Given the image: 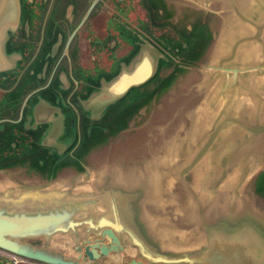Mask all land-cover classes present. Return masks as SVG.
Masks as SVG:
<instances>
[{"label":"water","instance_id":"obj_1","mask_svg":"<svg viewBox=\"0 0 264 264\" xmlns=\"http://www.w3.org/2000/svg\"><path fill=\"white\" fill-rule=\"evenodd\" d=\"M163 1L164 26L181 19L185 8L216 14L207 8L214 4L220 10L218 23L210 25L197 17L189 28L165 31L162 37L172 38L173 33L190 39L202 27L196 43L183 46L190 47L186 53L178 55L166 49L178 57L166 67L172 68L171 72L161 77L166 83L151 90L149 82L163 70L160 63L170 64V58L152 42H143L119 74L109 80L102 78L97 91L79 96L86 118L72 131L67 123L63 127L57 104L61 95L54 92L47 102L40 98L32 113L39 124L38 156L0 166V183L8 184L0 193V264H15L10 257L34 264H264L263 0H253L246 11L240 10L237 0ZM17 16V0H0V71L7 60V33L14 32ZM230 16L245 24L248 33L240 35L234 28L226 52L212 62L218 31ZM255 46H260V60H244L245 49ZM196 64L202 68L199 74L188 73ZM204 74L217 81L208 99L215 114L207 132L194 143L195 153L188 160L182 140L189 129L190 112L205 101ZM251 79L253 107L238 98L241 83ZM193 80L188 88V81ZM143 87L152 92L146 103L122 113L115 121L105 120L108 111L118 107L128 93ZM195 91L201 96L198 103ZM156 100L157 111L134 128L136 120L140 121ZM26 119L29 122L30 116ZM183 120L188 127L182 136L153 135L150 131L156 123L163 124L157 126L158 131H165L166 126L180 128ZM132 130L137 132L129 134ZM177 143L180 149L164 164L167 149ZM159 147L161 154L156 153ZM204 159L206 172L195 190L192 173ZM156 160L162 162L160 169L167 171L170 179L151 207L150 225L141 217L146 205L145 183L140 181L135 189L127 190L113 182L112 174L139 173L147 166L155 170L152 163ZM234 172L232 188L223 190L222 184ZM17 174L29 175V183L11 180ZM56 182L67 188H51ZM84 184L94 185L97 192L73 193ZM189 194L195 202L203 242L180 252L163 248L164 242L178 240L181 233L186 239L198 235L197 229L181 221V213L191 209ZM215 199L220 210H210Z\"/></svg>","mask_w":264,"mask_h":264},{"label":"flooded vegetation","instance_id":"obj_2","mask_svg":"<svg viewBox=\"0 0 264 264\" xmlns=\"http://www.w3.org/2000/svg\"><path fill=\"white\" fill-rule=\"evenodd\" d=\"M17 7L0 71L1 167L38 156L39 124L32 113L40 98L47 102L54 92L61 95L63 127L67 123L72 131L86 118L79 96L97 91L102 78L119 74L143 42H152L169 61L178 57L166 51L163 41V0H17ZM172 38L178 39L173 33Z\"/></svg>","mask_w":264,"mask_h":264},{"label":"bare ground","instance_id":"obj_3","mask_svg":"<svg viewBox=\"0 0 264 264\" xmlns=\"http://www.w3.org/2000/svg\"><path fill=\"white\" fill-rule=\"evenodd\" d=\"M238 6L241 11H246L248 8L251 7L253 0H237ZM262 5L264 6V0L262 1ZM264 20V13L261 15V21ZM235 28V29H234ZM240 35H245L248 32L246 25L238 21L237 19L230 16L225 24L220 28L218 31V36L216 38L215 44L211 51V61L214 62L220 55L226 52V46L228 42H230L234 36V30ZM263 41H264V31H263ZM244 53V60H250L252 62L260 60L262 57L260 46L250 47L245 49ZM217 81L209 78L208 74H204L202 88L205 92V101L200 104L197 108L193 109L190 112V125L189 129L186 131V134L182 140V147L183 150L187 152L188 160L191 159L195 153L194 143L198 140V137L201 136L203 133L207 132L206 130L209 128L210 123L213 121V116L215 111L210 110L208 106V99L210 98L213 89L216 86ZM254 84V80H250L249 82H242L240 93L238 98H243L248 106H254V99L252 97V93L250 86ZM181 144L177 143L172 145L170 148L167 149L164 159V164L166 161L175 156V152H178L180 149ZM161 161L156 160L153 162L152 165L155 167V170H150V166H147L144 170L139 173H130V174H112L113 182L118 184V186L127 189L133 190L138 186L140 181H143L145 184L143 188L145 189V197H144V209L142 214V219L147 221L151 225V220L153 216V210L151 207L153 206L154 202L157 200L158 195L161 193L162 187L166 184V182L170 179V175L167 171H161L160 165ZM207 168V159L202 160L196 168L193 170L192 177H193V188L198 190V186L200 181L202 180ZM237 173L234 172L228 176V178L222 184V189L227 191L230 190L234 184L236 179ZM8 184L0 183V193L7 189ZM51 188L54 189H66L67 186L64 187V184L61 182H56L51 185ZM88 192H97V189L94 185L84 184L78 185L77 188L73 191L74 194H86ZM142 200V201H143ZM204 195L201 196V201H204ZM188 204L191 209H187L183 213H181V221L185 225H190L192 228L198 230V235L194 238L186 239L183 234L181 233L179 239L176 241H166L163 244V248L172 249L175 251H183L192 249L198 245H201L203 242L202 234L198 229V218L194 214V206L195 202L192 199V196L189 194ZM213 208V209H212ZM212 208L210 210H220L221 206L218 204L217 200L215 199L212 203Z\"/></svg>","mask_w":264,"mask_h":264},{"label":"rangeland","instance_id":"obj_4","mask_svg":"<svg viewBox=\"0 0 264 264\" xmlns=\"http://www.w3.org/2000/svg\"><path fill=\"white\" fill-rule=\"evenodd\" d=\"M207 8H209V10H211L212 12H216V14H213V13H210V12H196V11H192V9H189V8H185L184 9V11H183V13H181V15L180 16H182V18L180 19L179 17H178V19H177V21H172L173 22V24H171V23H168L169 25L168 26H165L166 28H164L162 31H167V32H171L170 31V29H171V27H176L177 29H182V28H189V26H190V24L192 23V22H194L195 20H196V18L198 17V18H202V20H206L207 21V23L208 24H210V25H213V24H217L218 23V20H219V14H220V10H219V7L217 6V5H212V6H210V7H207ZM160 31H155V33L156 34H158ZM202 68H201V66H200V64H196V65H194L193 67H191V68H189V70H187L188 71V73H193V72H195V73H197V74H199L198 73V71L199 70H201ZM171 70H172V68H166V69H163L162 70V72L160 73V76L161 77H165L166 75H168L170 72H171ZM193 71V72H192ZM195 77L197 78V76L195 75ZM176 82H178V81H176ZM175 82V83H176ZM192 82H194V80L193 81H188V85H187V87L189 88V87H191L192 85ZM174 83V84H175ZM173 84V85H174ZM182 84L183 83H179V85L180 86H182ZM177 85V83L174 85V86H176ZM154 86V83H152L151 85H150V90H151V88ZM196 92V91H195ZM197 93V92H196ZM198 95H197V101L195 102V103H198L199 101H200V99H201V96L199 95L200 93L198 92L197 93ZM195 99V100H196ZM158 103H159V100H156V102L153 104V105H150L149 107H148V109L145 111V113H144V115L143 116H141V120L140 121H137L136 120V122L134 123V125H133V127L134 128H136V127H138V126H140L147 118H148V115L152 112V111H157V109L159 108V105H158ZM192 104H190V106H191ZM187 106V105H186ZM194 107V106H193ZM193 107H191V108H185L186 110H189V109H192ZM173 117V114H172V116H171V118ZM179 122V124H180V121H178ZM164 123V122H163ZM181 124H182V126L180 127V128H174V127H172V128H167V126H166V130L164 131V128H163V131L162 130H160V131H158L156 128H157V126H159V125H163V124H159V123H156V124H154V125H152V127L150 128V131H151V133L154 135H168V136H171V137H176V136H182V134H183V132L186 130V128L188 127L187 126V124H186V127H185V121L183 120V121H181ZM137 131H135V130H132L131 132H129V134H134V133H136ZM144 133H145V129H143L142 131H141V134L142 135H144ZM159 145V144H158ZM165 145H167V143H165L164 144V146ZM162 146V145H161ZM161 152H162V148L161 147H159L158 148V150L156 151V153H159V154H161ZM30 179V177H29V175H25V174H17L13 179H11V180H13L14 182H16V183H18V184H28L29 183V180ZM183 204H184V202H183ZM7 259V258H6Z\"/></svg>","mask_w":264,"mask_h":264},{"label":"trees","instance_id":"obj_5","mask_svg":"<svg viewBox=\"0 0 264 264\" xmlns=\"http://www.w3.org/2000/svg\"><path fill=\"white\" fill-rule=\"evenodd\" d=\"M197 28V27H196ZM195 28V29H196ZM200 30H195L192 34L190 39L186 37L178 38L177 40H174L173 38L169 36H163V40L166 43V46L170 48L171 51L178 50V55H182L183 53H186L189 50V46L187 48H184V45H191L196 43V39L199 38L201 35L202 27L199 28ZM160 70L170 67L171 66V61L170 64H166L165 62L160 63ZM160 72L149 82L148 85L154 83V85L159 88L160 86L163 85V83L167 80H164L161 78L159 75ZM152 92L147 91L145 87L140 88V89H134L130 93L126 95V97L117 105L118 107H113V109L109 110L108 113L105 116V120L107 119H112L115 121V118H119L122 113L130 110H136L142 103H146L148 99L151 97ZM117 111H119L117 113Z\"/></svg>","mask_w":264,"mask_h":264},{"label":"built area","instance_id":"obj_6","mask_svg":"<svg viewBox=\"0 0 264 264\" xmlns=\"http://www.w3.org/2000/svg\"><path fill=\"white\" fill-rule=\"evenodd\" d=\"M10 259L15 263V264H28L29 262H27L26 260L23 259H19L16 257H10Z\"/></svg>","mask_w":264,"mask_h":264},{"label":"crops","instance_id":"obj_7","mask_svg":"<svg viewBox=\"0 0 264 264\" xmlns=\"http://www.w3.org/2000/svg\"><path fill=\"white\" fill-rule=\"evenodd\" d=\"M1 256V255H0Z\"/></svg>","mask_w":264,"mask_h":264}]
</instances>
